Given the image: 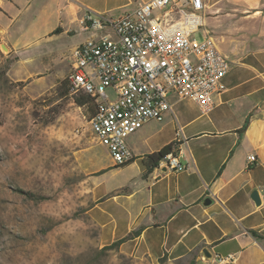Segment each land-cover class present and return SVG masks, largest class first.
<instances>
[{
	"label": "crops",
	"instance_id": "1",
	"mask_svg": "<svg viewBox=\"0 0 264 264\" xmlns=\"http://www.w3.org/2000/svg\"><path fill=\"white\" fill-rule=\"evenodd\" d=\"M142 1L0 0V42L16 56L8 77L30 79L27 89H47L64 58L70 68L72 49L87 36L70 48L51 50L47 62L33 51L75 29L87 31L79 23L86 11L118 15ZM203 1L204 24L197 32L213 36L228 59L225 90L212 95L207 114L170 93L172 112L126 137L134 157L123 166L89 149L87 212L101 246L131 234L118 247L126 254L189 264H264V0ZM168 14L177 16L172 3ZM166 144L181 150L184 170L147 169L144 157ZM251 154L255 160L249 162ZM229 255L232 260L220 261Z\"/></svg>",
	"mask_w": 264,
	"mask_h": 264
},
{
	"label": "rangeland",
	"instance_id": "2",
	"mask_svg": "<svg viewBox=\"0 0 264 264\" xmlns=\"http://www.w3.org/2000/svg\"><path fill=\"white\" fill-rule=\"evenodd\" d=\"M90 34L75 29L33 54L46 61L51 50L70 48ZM194 36L203 38L200 31ZM15 60L0 47V264H189L101 250L87 212L92 203L87 151L102 161L109 156L91 131L87 111L57 94L70 60L60 63L47 89H27L30 79H10L7 70ZM107 93L113 96L112 89Z\"/></svg>",
	"mask_w": 264,
	"mask_h": 264
},
{
	"label": "built area",
	"instance_id": "3",
	"mask_svg": "<svg viewBox=\"0 0 264 264\" xmlns=\"http://www.w3.org/2000/svg\"><path fill=\"white\" fill-rule=\"evenodd\" d=\"M170 3L175 18H167ZM203 8V0H146L130 12L86 11L79 19L91 34L71 51L66 76L70 94L83 91L93 98L88 122L115 166L134 157L126 142L130 133L172 112L170 93L193 101L201 114H207L214 106L212 95L225 90L227 57L213 36L205 34L200 40L194 36L204 24ZM180 132L179 125L176 135ZM180 153L169 151L156 167L184 170ZM254 160L248 155L249 162ZM224 260H232L231 255L220 259Z\"/></svg>",
	"mask_w": 264,
	"mask_h": 264
},
{
	"label": "trees",
	"instance_id": "4",
	"mask_svg": "<svg viewBox=\"0 0 264 264\" xmlns=\"http://www.w3.org/2000/svg\"><path fill=\"white\" fill-rule=\"evenodd\" d=\"M54 31L59 32L60 29L57 28ZM3 74H5V71L3 72ZM66 81H67V86L64 87V84L66 83ZM18 84L22 85V84H24V81H19ZM56 91H57L58 95L69 96L74 104H76L77 106H80L81 108H84L87 111L88 119L90 118V116L94 110L93 98L90 97L88 94L84 93L83 91H80L77 94H70V86H69V82H68L67 77H66V79H63L62 81L59 82V85L56 87ZM171 149H172L171 144H166L157 152H152V153L147 154L143 159L144 164L146 165L147 169L149 170L150 168L156 166L158 160L161 157H163L166 153L171 151ZM121 166H123V165H121ZM130 235L131 234H128L122 239H119V240L114 241V242L107 244V245H103L101 247V250L107 251V250H111V249H118L120 243L123 242L125 239L129 238ZM165 259H166L165 257H161L159 259V263H161Z\"/></svg>",
	"mask_w": 264,
	"mask_h": 264
},
{
	"label": "water",
	"instance_id": "5",
	"mask_svg": "<svg viewBox=\"0 0 264 264\" xmlns=\"http://www.w3.org/2000/svg\"><path fill=\"white\" fill-rule=\"evenodd\" d=\"M0 47H1L3 50H8V49H7V46H6L4 43H0ZM164 168H165V167H164ZM251 197H252V199H253L256 203L259 202V197H258V193H257L256 190H253V191H252V193H251ZM210 202H211V200H210L209 198H205V199H204V203L208 204V203H210ZM202 253H203L204 257L209 256V253L206 251L205 248L202 249Z\"/></svg>",
	"mask_w": 264,
	"mask_h": 264
}]
</instances>
